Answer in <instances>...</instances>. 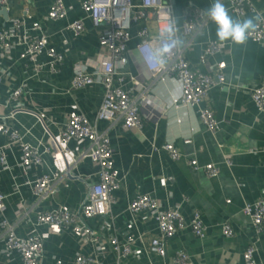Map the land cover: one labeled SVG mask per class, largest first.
Here are the masks:
<instances>
[{
	"label": "crops",
	"instance_id": "1",
	"mask_svg": "<svg viewBox=\"0 0 264 264\" xmlns=\"http://www.w3.org/2000/svg\"><path fill=\"white\" fill-rule=\"evenodd\" d=\"M50 1L28 0L26 7L33 17H38L47 11ZM62 1L66 8L65 17L45 20L43 26L49 42L55 48H59L61 39H65L64 63L57 73L43 69L37 79H27V94L23 98L26 110L40 114L54 133L62 128L65 114L73 107L91 120L101 99V89L97 84L82 89H68L72 63L85 57L92 58L98 50V28L92 26L80 9L81 0ZM212 2L170 0L177 23L186 6L192 4L205 11ZM222 2L227 8V0ZM250 2L264 15V3L261 0ZM22 6L20 0H9V10L5 16L0 9V27L5 24L7 16L21 13ZM247 18L249 16L241 20ZM75 19H80L84 27V31L77 36H73L66 26ZM145 25L148 33L153 34L155 28L150 18ZM135 30L136 27L132 25L131 37L123 54V72L139 84L133 87L127 77L123 84L130 89L132 97H137L140 91L146 89L145 92L152 96V103L139 105L140 126L137 128H122L120 118L96 122L97 129L108 137L119 187L114 191V202L109 214L90 217L86 223L97 231L99 239L107 234L103 220L119 237L128 233H142L145 236L155 234V222L151 214L141 211L130 215L127 210L130 199L148 193L158 199L162 208L177 209L185 220L191 212L198 211L206 226L204 236L197 238L189 229H183L165 242L163 258L143 249L138 258H122L121 264H167L178 248L190 254L193 264H242L241 252L255 236L247 215L242 211V205L258 198L264 200V117L249 100V90L264 79V47L248 40L243 44L228 41L223 42L225 49L222 54L208 57V61L222 59L225 63L223 83L212 87L205 100L219 121L218 129L211 135L204 130L193 108H175L171 105V97L179 93L176 79L160 83L148 77L135 52L138 42ZM209 40L219 41L216 25L211 20L206 21L189 38L179 39L182 46L185 45L184 54L191 67L204 70V66L197 63V57ZM42 59L45 60L44 57ZM23 62L15 60L10 69L13 80L8 79L0 84V114H6L12 109L11 101L6 102V89L17 84L21 75H27L21 74L24 70ZM1 65L8 63L0 60ZM31 113L16 112L8 124L24 133V140L38 145L41 150L46 145V134ZM5 141V137L0 135V144ZM166 142L179 151V158H169L161 148ZM68 147L76 156L84 149L85 141L70 140ZM5 154L8 165L0 169V189L5 195L4 215L13 223V230L18 236H25L30 231L31 221L37 211L57 204L76 207L88 186L96 180L95 167L87 158L72 164L62 161L55 163L47 153H42L40 166L36 170L28 169L22 173L16 165L19 158L17 148H7ZM224 154L229 155V165L223 163ZM192 157L199 166L208 162L217 165V174L208 177L201 167L192 169L187 163ZM53 172L58 174L54 195L36 202L26 182L39 173L50 175ZM160 179H164L163 186L160 185ZM18 201L23 204V209H17ZM222 222L231 225L232 236L224 237L221 234ZM36 230L43 240L41 264H53L54 258L68 264L75 252L90 251L87 242L69 229L59 234H50L43 226H37ZM138 242L136 247L140 246ZM2 246L0 233V264H21L16 253L6 255L1 252ZM255 247L256 264H264V233L257 236ZM101 260L103 264H114V258L109 253L101 256Z\"/></svg>",
	"mask_w": 264,
	"mask_h": 264
},
{
	"label": "built area",
	"instance_id": "2",
	"mask_svg": "<svg viewBox=\"0 0 264 264\" xmlns=\"http://www.w3.org/2000/svg\"><path fill=\"white\" fill-rule=\"evenodd\" d=\"M20 1L23 4L21 13L7 16L5 24L0 27V60L8 63L0 66V84L8 79L13 80L10 69L15 60L24 61V70L21 74H27L21 75L17 84L6 89V102L11 101L12 109L6 114H0V135L6 139L0 144V169L8 165L5 149L16 147L19 151L16 165L22 173H26L28 169L36 170L41 164V154L47 153L55 163L62 161L72 164L79 159L87 158L95 167L96 180L88 186L87 192L76 207L57 204L49 209L37 211L31 221V229L25 236L16 235L13 223L5 217V195L0 189V233L3 241L1 252L6 255L16 253L21 264H41L43 240L36 230L37 226L45 227L50 234H59L69 229L87 242L90 251L75 252L68 264H103L101 256L106 253L113 256L114 264H121L122 258L128 256L138 258L143 249L147 253L163 258L166 252L165 242L179 231L189 229L197 238L204 236L206 226L198 211L191 212L190 217L185 220L177 209L162 208L158 199L148 193H141L130 199L127 210L130 215H136L141 211L151 214L155 222V234L145 236L142 233H128L119 237L107 226V221L103 220L107 234L103 239H99L97 231L91 228L86 220L93 216L102 217L109 214L114 202V191L119 187L118 172L113 165L108 137L97 129L96 122L120 118L122 128H137L140 126L139 105L152 103V96L145 92L146 89L140 91L137 97H132L130 89L125 88L123 84L125 77L131 81L133 87L139 84L133 77L123 72V54L131 37L132 25L136 27L135 36L138 38L135 52L148 77L160 83L174 78L178 83L179 93L171 97V105L175 108H193L204 130L211 135L218 129L219 121L205 100L208 91L224 81V61L222 59L208 61V57L224 52V43L209 40L204 44L197 57V63L203 65L204 70L189 65L184 54L185 45L173 49L163 69L156 67L150 56V50L164 40L161 36V27L164 24H174L178 40L183 37L189 38L209 20L206 12L190 4L185 7L181 20L177 23L170 0H81L80 9L92 26L98 28V50L92 58L85 57L72 63L68 89H82L97 84L101 89V99L91 120L73 107L65 114L62 128L54 133L50 131L40 114L26 110L23 98L27 94V79H37L43 69L57 73L64 63L63 46L66 41L61 39L59 48L51 45L43 21L64 18L66 8L62 0H51L43 15L33 17L26 7L28 0ZM261 1L264 3V0ZM227 8L236 20L257 14L264 17L250 0H227ZM0 9L7 13L9 0H0ZM149 18L154 24L153 34L148 33L145 25ZM66 26L73 36L84 31L80 19H75ZM247 40L264 47V20L256 22V28L249 32ZM41 57L45 60H41ZM249 100L264 117V79L249 90ZM20 111L31 113L41 124L46 134V145L41 150L38 149V145L25 141L24 133L8 124L13 115ZM70 140L85 141L84 149L76 156L68 147ZM184 142H187V139H184ZM161 148L172 160L180 156L179 151L169 142L164 143ZM187 163L192 169L201 167L208 177H213L218 172V166L214 163L208 162L199 166L194 157L189 158ZM223 163L229 165V155H223ZM57 178V172L50 175L39 173L26 182L36 202L54 195ZM160 185H164V179H160ZM17 209H23L20 201L17 203ZM242 211L247 215L255 233L254 238L246 243L241 252L242 264H256L255 240L259 234L264 233V200L258 198L244 202ZM220 232L224 237H230L233 228L228 222H222ZM137 241L139 247L135 246ZM53 264L65 263L59 258H54ZM167 264L193 263L190 254L178 248L174 250Z\"/></svg>",
	"mask_w": 264,
	"mask_h": 264
},
{
	"label": "clouds",
	"instance_id": "3",
	"mask_svg": "<svg viewBox=\"0 0 264 264\" xmlns=\"http://www.w3.org/2000/svg\"><path fill=\"white\" fill-rule=\"evenodd\" d=\"M209 20L216 25V37L220 42L231 41L235 44H243L248 39L250 31L255 30L256 22L264 20L259 14L244 20L234 19L228 12L222 0H213L205 10ZM173 23L164 24L161 27V36L164 40L150 50L151 60L160 69L166 67L174 48L182 46L175 36Z\"/></svg>",
	"mask_w": 264,
	"mask_h": 264
},
{
	"label": "water",
	"instance_id": "4",
	"mask_svg": "<svg viewBox=\"0 0 264 264\" xmlns=\"http://www.w3.org/2000/svg\"><path fill=\"white\" fill-rule=\"evenodd\" d=\"M1 11H2L3 16H5L6 12L4 11V9H1Z\"/></svg>",
	"mask_w": 264,
	"mask_h": 264
}]
</instances>
